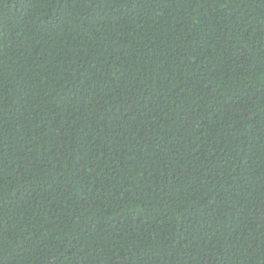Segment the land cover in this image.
<instances>
[{
    "label": "trees",
    "instance_id": "16d2710c",
    "mask_svg": "<svg viewBox=\"0 0 264 264\" xmlns=\"http://www.w3.org/2000/svg\"><path fill=\"white\" fill-rule=\"evenodd\" d=\"M0 264H264V0H0Z\"/></svg>",
    "mask_w": 264,
    "mask_h": 264
}]
</instances>
